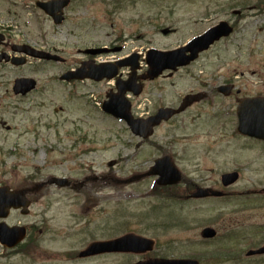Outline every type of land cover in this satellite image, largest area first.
Wrapping results in <instances>:
<instances>
[{"label": "rangeland", "instance_id": "obj_1", "mask_svg": "<svg viewBox=\"0 0 264 264\" xmlns=\"http://www.w3.org/2000/svg\"><path fill=\"white\" fill-rule=\"evenodd\" d=\"M8 1L0 0V27L9 25L6 18L27 25V38L44 49L56 46L64 58H78L72 55L77 48L98 40L107 42L115 34L125 47L120 55L132 48L174 47L220 19H235L227 6L244 10L246 16L238 22L234 39H228L226 48L219 44L215 51L201 55L162 91L146 88L153 91L149 99H157L159 104L177 101L196 83L192 76L208 77L215 72L214 64L233 81L246 78L248 69L252 72L260 64L259 26L264 14L257 16L253 7L262 0H72L66 23L59 27L42 15L37 23L22 22L23 16L12 15L16 7ZM163 29L168 33L163 34ZM235 67L243 76L234 77ZM63 69L65 65L46 61L16 70L0 69V121L9 126L6 130L0 125V183H39L53 175L65 176L72 183H91L86 182L87 177L107 183L103 188H86L69 200L59 190L56 203L45 216L48 229L41 236L38 252L29 256L8 252L0 257L1 264H123L124 257L116 255L79 262L71 259L67 250L79 248L84 238L85 242L107 239L125 231L155 239L153 254L187 257L194 253L198 220L204 221L215 209L226 211L227 204L211 209V204L202 203L197 214V204L172 197L162 187L151 189L152 183L146 181L123 184L135 171L147 170L155 149L143 146L136 152L133 135L124 123L105 117L100 102L94 103L93 98H105L109 84L74 83L70 87L57 79ZM16 74L35 78V93L27 98L14 95L11 85ZM82 132L85 140L79 147L84 150H72L80 136L76 135ZM164 133V128L158 130L156 138L161 140ZM111 160L118 161L117 166L109 167ZM103 194L112 198L105 200ZM16 219L22 220L18 215Z\"/></svg>", "mask_w": 264, "mask_h": 264}, {"label": "flooded vegetation", "instance_id": "obj_2", "mask_svg": "<svg viewBox=\"0 0 264 264\" xmlns=\"http://www.w3.org/2000/svg\"><path fill=\"white\" fill-rule=\"evenodd\" d=\"M255 8L259 10L258 6ZM34 10L31 7V11ZM15 13L14 11L12 15ZM260 14H264V8ZM244 16V13L239 12L234 15L235 19H229L233 31L238 29L236 23ZM22 22L25 23V20ZM33 22L37 23L35 20ZM25 27L26 25L0 27V56H2L0 67L19 69L20 66L11 63V58L23 56L24 46L27 45L29 48L31 46L47 52H58L56 46L44 49L27 38ZM260 35L259 49L262 53L260 64L252 72L248 69L247 77L242 80H231L226 73L220 71L222 68L220 65L214 64L215 72L209 73L208 77L193 75L192 78L196 83L177 101L159 104L157 99H149V94L153 91L148 92V87L162 91V87L169 80H173L181 71L186 70L179 68L175 72L164 71L160 76L150 80L138 78L136 82L141 87L139 94L131 93V103L133 104V99L136 102L133 110L135 117L147 119L163 107L173 111L171 117L162 120L154 128L149 138L133 134L135 140L133 148L136 152L143 146L155 149V152L149 155L148 159L152 161L148 170L152 163L161 157H167L177 169L178 179L172 180L171 175L170 180L165 182L176 183L164 186L166 193L179 200L197 204V214L201 212L202 203L211 204V209L215 207L214 205L227 204L226 211L215 209L204 221L199 219L196 223L198 230V244L196 243L197 249L194 253L196 264H259L264 261L259 260L264 258V254L253 256L248 254L249 251L264 245V25L261 27ZM33 38L39 40L35 36ZM228 39L229 37L219 38L206 52L215 51L219 44L226 48ZM104 48L110 49L108 53L112 50H115L113 52L122 50L121 46L110 45ZM83 50L79 49L78 52L83 53ZM84 55L82 54L83 57ZM82 56L71 57L60 63L68 64L65 71H76L84 58L90 59L94 64L95 58ZM120 58V56L115 57V60ZM237 69L235 67L232 71L236 73L234 77L243 76V72H237ZM137 75L143 77L146 75V70L139 69ZM252 76H255V79L251 78ZM128 77L129 75L126 78ZM73 83L77 81H71L68 85L72 86ZM80 83L96 84L89 79H84ZM97 83L110 85L104 95L105 98L107 93L115 92V87L109 80L103 79ZM35 91L36 88L20 97L27 98ZM187 96H192L194 100L177 112ZM2 127L9 129L5 124ZM162 128L165 137L158 140L156 134ZM76 136L78 137L75 138L71 149L82 152L84 148L79 145L84 143L85 137L83 132ZM136 173L143 175V172L138 170ZM146 177L140 176L134 183L145 181L156 183L154 176L144 180ZM67 181L68 183H0V188H6L7 192L21 194V207L10 208L8 215L0 218V224L12 227L16 232V239L22 234L24 236L23 240L12 249L0 243V257L6 256L8 252L25 255L27 251H35L40 247V241H43L41 236L48 229L45 216L56 203L59 190H63L65 198L69 200L85 192L86 188L97 187V184L93 185V183H98L96 180L91 183H78V181L72 183L71 179ZM87 181L89 180L86 178ZM22 211H26V214ZM17 215L22 220H17ZM28 217H33V220H27ZM204 235L206 237H203ZM70 238L69 236L68 239ZM97 239L99 238L88 239L86 242L85 238L82 239L79 248L68 249L69 257L81 262L116 255L124 257L123 264H135L156 257L172 258L153 254L152 251L124 254L111 252L84 258L80 256V251ZM118 264H122L121 261H118Z\"/></svg>", "mask_w": 264, "mask_h": 264}, {"label": "water", "instance_id": "obj_3", "mask_svg": "<svg viewBox=\"0 0 264 264\" xmlns=\"http://www.w3.org/2000/svg\"><path fill=\"white\" fill-rule=\"evenodd\" d=\"M63 5H64V3H62L61 1L55 0V1H51L50 3L49 2L44 3L42 5V7L44 8V10L48 14H50L52 16L54 22H59L61 20V17L59 16L58 12L61 11V8ZM221 27L222 26L209 29L207 32H205L204 35H201V36L194 38L183 49H178V50L168 52V53H159L156 57L149 56V59L147 61L150 64V70L152 69V71H153L152 75L158 74L164 68H175V66H177L178 64L188 63L189 60H191L195 57V54L198 50L206 47L210 42H212V40L216 37L215 34H219ZM186 50H190L192 52V54L190 56H185L184 52ZM34 55L38 56V57H42V58H54V59L58 58L54 55H49V54L43 53V52H35ZM155 68H157V71ZM103 76L111 77V74L105 73L103 70L99 69V70H97V72L95 74L91 75V77H93L94 79H99ZM33 86H34L33 80L21 78V79L15 81L13 89H14V92H16V93L19 91L25 92V91L33 88ZM121 110H125V107L124 106H122V107L118 106L116 108V110H112V112L115 116L123 118L128 123L132 132H134V133L137 132V134H141L144 137L146 135L150 134V130L146 131L142 134V132H140V128H139L138 124L136 123V121L133 120L130 115L126 114L124 111H121ZM161 111L163 112V114H165V112L167 110H161ZM167 117H168V115L165 114V118H167ZM159 120L160 119H158L156 122H154V124H157L159 122ZM161 164H163V160H157L156 165L158 167H160L158 170L161 174H163L164 172L167 171L166 168H168V166L165 167L164 165H161ZM167 174H169V171H167L165 173V175H167ZM11 205H13L15 207L20 206V201L17 198V194L16 193L8 194V193H6L5 189H0V216H6V211ZM11 233H12L11 231L5 232L4 230L0 229V236H1V240L3 243L12 245L11 241L13 242L12 238L14 235ZM121 242L124 243L125 239H121ZM97 246L100 247L101 250L112 249V245L107 244V243H102V244H99ZM106 246H108V248H106ZM93 249H91L90 251H92ZM118 249H122V247H118ZM182 262H183L182 264H192L188 261H182Z\"/></svg>", "mask_w": 264, "mask_h": 264}]
</instances>
